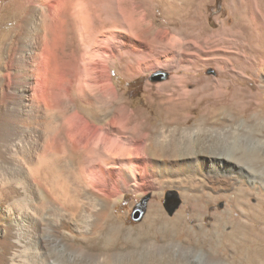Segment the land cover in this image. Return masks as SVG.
I'll return each instance as SVG.
<instances>
[{"label":"bare ground","instance_id":"6f19581e","mask_svg":"<svg viewBox=\"0 0 264 264\" xmlns=\"http://www.w3.org/2000/svg\"><path fill=\"white\" fill-rule=\"evenodd\" d=\"M111 1L0 7V22H16L0 32V264H260L264 103L248 77L264 83V0H240L249 39L230 29L224 40L252 64L259 56L256 67L232 65L222 91L162 94L145 112L112 77L132 64L136 40L132 13ZM184 111L203 115L187 127ZM167 189L184 200L174 217L157 203L136 228L115 217L122 194Z\"/></svg>","mask_w":264,"mask_h":264},{"label":"rangeland","instance_id":"374dc122","mask_svg":"<svg viewBox=\"0 0 264 264\" xmlns=\"http://www.w3.org/2000/svg\"><path fill=\"white\" fill-rule=\"evenodd\" d=\"M16 1L19 0H8L4 3L2 1L0 7L3 6L5 9ZM241 1L245 3L244 0ZM111 2L118 10L117 0ZM120 4L122 8L132 13L136 50L132 64L128 66V63L120 62L113 67L112 77L120 95L124 94L136 111H144L151 101L157 100L162 103L163 100L159 99L162 94V98L165 96L164 101L176 93L175 99L183 98L186 93H190L193 100H196L197 94L205 85L213 87L211 90L213 92L222 91L224 88H219L223 83L220 76L228 67L234 65L250 69L259 63V56L249 55L254 61L252 64L249 60L246 61V50L239 51L237 43L233 46L224 41L225 33L230 29L242 35V42H246V38L249 39L248 32L253 28L252 18L250 14L241 13L240 0H121ZM142 13L145 15L144 26L139 23ZM245 23L250 26L249 31L242 27ZM15 24L16 22L11 24L0 22V32ZM253 44L259 46L257 41ZM157 59L163 60L160 66H155L151 70L138 69V62L154 66L153 62ZM248 78L254 80L249 86L254 87L253 95L259 94L258 99H261L259 101L264 103L263 79L258 74ZM144 114L148 119L155 117L148 112ZM180 115L190 117L191 121L189 120L186 126L192 127L200 120L203 113L196 111L191 114L184 111ZM151 119V122L156 123ZM172 194H175V197ZM169 197L175 198L174 201L177 199L176 204L171 200L169 204L171 211L167 206ZM221 200L213 205V209L220 211L226 209L225 201ZM248 201L252 205L257 204L253 196ZM150 203L159 204L169 217H174L184 205V200L178 189L149 194L124 193L114 206L115 217L127 227L136 228L143 223ZM138 210H143V216L136 221L133 215ZM232 213L239 214L236 209H232ZM227 231L229 232L230 229L228 228ZM187 241L191 243L190 240ZM250 251L249 247L245 248V252ZM260 264H264V261L261 260Z\"/></svg>","mask_w":264,"mask_h":264},{"label":"water","instance_id":"95a60500","mask_svg":"<svg viewBox=\"0 0 264 264\" xmlns=\"http://www.w3.org/2000/svg\"><path fill=\"white\" fill-rule=\"evenodd\" d=\"M143 216V210H138L137 212H135V214L133 215V219L138 221L141 219V217Z\"/></svg>","mask_w":264,"mask_h":264},{"label":"trees","instance_id":"16d2710c","mask_svg":"<svg viewBox=\"0 0 264 264\" xmlns=\"http://www.w3.org/2000/svg\"><path fill=\"white\" fill-rule=\"evenodd\" d=\"M172 195H173V197H175V194H172ZM174 199H175V198H174ZM174 199L169 197V199H168V205H167L168 208L170 207L169 204H171V200L174 201ZM176 202H177V199L173 202V204H174V203L176 204ZM169 210L171 211L172 208H169Z\"/></svg>","mask_w":264,"mask_h":264}]
</instances>
